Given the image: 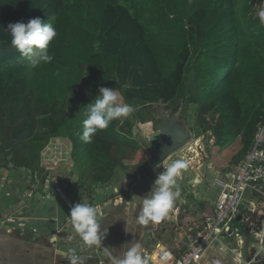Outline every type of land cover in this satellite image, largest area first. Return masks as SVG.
<instances>
[{
    "label": "trees",
    "instance_id": "1",
    "mask_svg": "<svg viewBox=\"0 0 264 264\" xmlns=\"http://www.w3.org/2000/svg\"><path fill=\"white\" fill-rule=\"evenodd\" d=\"M37 17L57 36L52 61L33 66L5 30ZM99 87L115 88L135 111L84 143L83 109ZM186 103L215 139L214 166L239 164L264 116V25L254 0H0V171L41 172L42 150L68 137L78 183L108 184L118 169L150 164L134 137L135 124L146 123L143 110L176 113ZM152 179L139 184L141 198ZM54 249L50 257L68 264Z\"/></svg>",
    "mask_w": 264,
    "mask_h": 264
},
{
    "label": "built area",
    "instance_id": "2",
    "mask_svg": "<svg viewBox=\"0 0 264 264\" xmlns=\"http://www.w3.org/2000/svg\"><path fill=\"white\" fill-rule=\"evenodd\" d=\"M55 139L59 141V145L52 146ZM205 140V135L195 136L191 143L165 163L175 159L189 161V168L196 171V176L189 179L188 175L186 180L194 188L204 184L206 177L201 172L203 164L197 162L193 157L195 155L191 154L201 157ZM209 140L213 145L215 139L211 133ZM69 142L71 146L64 147L59 138L50 140L41 152L42 171L37 172L45 179L43 184L39 182L40 186L50 189L49 185L53 183L55 192L62 195L55 183L60 171L72 160L73 144L71 140ZM214 171L217 175L212 179L211 187L218 193L214 207L215 218L195 233L193 228H189V238L179 252L162 244H157L152 250H144V258L148 264H202L210 258V253L217 252L216 256L234 254L236 264H258L264 260V116L256 128L252 147L245 158L229 169ZM34 191L28 189L23 198H32ZM69 207L71 209L72 204L69 203ZM246 250L249 251V262L244 260Z\"/></svg>",
    "mask_w": 264,
    "mask_h": 264
},
{
    "label": "rangeland",
    "instance_id": "3",
    "mask_svg": "<svg viewBox=\"0 0 264 264\" xmlns=\"http://www.w3.org/2000/svg\"><path fill=\"white\" fill-rule=\"evenodd\" d=\"M255 2V11L258 12L261 8V3H264V0H254ZM35 58V57H34ZM143 115L145 116L146 123L137 122L135 124L134 128V137L139 140L141 143L144 141V138H149L151 140V143L159 148L158 141L156 137L154 136V132L158 129L159 124L161 123V120L159 119V116L161 114H166L169 116L174 115V106L171 108H165L163 106L154 107L151 109H145L143 110ZM183 119L187 122L188 128L192 130L197 137L206 136L205 140V148L204 152L202 153L201 157H197L196 154L193 156L195 160L197 159V162L200 161V163L203 164V168L201 169V172L206 177V181L201 186H198L197 188L192 187L188 180H186V176L189 175V179H193L196 176V171L193 169L188 168L186 171L182 173L183 178L181 179V176L177 179V186L180 188L181 195L174 204L172 210L168 213L167 217L162 219L160 222L156 223L159 225V228H167L168 232L167 234H164L162 236L161 241L163 243H166L168 240H173V232H175L176 229L181 230L180 232H185V235L187 234L189 238V228L194 229V233L203 228L208 222L211 221V212L209 207L214 208L215 207V200H216V191L211 187V181L214 178V174L212 171L216 170L217 168L214 166V164L210 160V150L212 147V142L209 140L210 133H206L200 128L199 123V113H198V107L194 105H188L186 103V108L183 109ZM150 124V125H148ZM59 140L61 143H63L64 147L71 146L69 142L68 137H59ZM59 145V141L57 139L54 140V144L52 146ZM50 162V161H49ZM68 165L65 166L61 171L60 175L58 176V180L55 184L58 185V187L61 189L63 195L61 193L55 192V189L53 188L51 183L49 185L50 189H46L44 186H40V183H44L45 179L42 178V176L37 173H31L24 169H8V170H1L0 171V208L1 212H38L39 210L35 208L34 204L35 202L39 201L40 196L37 199V194L40 193L42 196H45L47 194L58 196L57 201L54 200L50 203H54L55 208L58 209V212H70L69 203H67L64 198L67 197L65 195V192L69 195L70 202L74 205L77 204L76 202V194L80 195V203L81 202H89L90 199L89 195H91L92 198L95 200H92L95 204L94 206H97V204H100L101 201L107 202L109 199V196L106 195L105 191H102L101 196L97 195V192L90 193L87 191L85 192L84 189L78 186L77 178H78V171L74 166V160H69L67 162ZM50 165V163H46ZM68 168H70L68 170ZM116 179L114 183V188H118V190L114 189L112 190L113 194H122L127 196L128 198L137 197L138 192V184L140 182H145L150 178L152 179L154 183V180L156 179L157 173L162 172L163 168L160 167L159 169H154L151 164H149L146 168L142 170L138 169H128L125 170H117ZM126 181V182H124ZM40 182V183H39ZM66 184L71 187L73 192H75L74 195H71L72 193L68 192V189L64 188ZM28 189L35 190L34 195L32 198H29L28 200H25L23 196L27 192ZM93 187L90 189L92 190ZM105 189V188H103ZM47 192V193H44ZM70 191V190H69ZM84 191V192H83ZM111 193V192H110ZM36 195V196H35ZM48 196V195H47ZM86 196V197H85ZM36 197L34 200L33 198ZM248 198V196H247ZM37 199V201H36ZM250 199V198H248ZM132 200V201H133ZM46 201V200H45ZM45 201H43L45 205ZM36 204V203H35ZM136 203H132V206H134ZM73 205V206H74ZM209 206V207H208ZM108 208V207H107ZM44 208L42 209V211ZM154 222H150L147 227L148 229L151 228V225ZM186 236V237H187ZM159 235L155 238L156 241H160ZM187 238V240H188ZM158 244V243H157ZM156 242L146 240L145 246L147 249H154L157 245ZM168 245H172L171 242L168 243ZM236 248V246H235ZM231 254V253H230ZM224 256L227 255V257L219 258L217 261V257L213 256L212 253H210V258L206 260L202 264H236L235 259L236 256L234 254H223ZM244 260L245 262L250 261L249 257V251L246 250L244 252ZM229 256V257H228ZM258 264H264V260H262Z\"/></svg>",
    "mask_w": 264,
    "mask_h": 264
},
{
    "label": "crops",
    "instance_id": "4",
    "mask_svg": "<svg viewBox=\"0 0 264 264\" xmlns=\"http://www.w3.org/2000/svg\"><path fill=\"white\" fill-rule=\"evenodd\" d=\"M118 170L120 171V169ZM117 172L110 183L94 185L92 190L80 185L78 183L79 176L77 178L78 186L84 189L86 193L87 191L90 193L95 191L98 196H101L102 191H105L106 195L109 196L107 202L101 201L100 204L95 206L98 209V220L101 223V230L107 231L100 245H93L91 247L84 245L71 225L68 217L70 212H58L54 203H50L53 200L56 202L58 196L47 194L48 196L46 195L45 197L38 193L37 199L39 196L40 199L39 201L36 199V204L33 203L35 208L39 210L38 212H1L0 208V264H60L55 258L50 257V244L55 248V254L62 258H65L61 255L62 252L72 247L77 248L82 257V264H99L100 262L108 264L109 259L116 264L117 257L120 256L121 246L132 241L134 238L136 240L141 239L143 252L147 249L145 246L146 240H154L156 244L174 248L177 252L182 250L188 236L187 234L185 235V232H180L181 230L179 229L173 232V240H167L166 243H163L161 239L164 234H167L168 230L166 227L159 228V225L156 223H152L151 228L148 229V224L141 225L138 221L135 222L137 229L135 236L125 231V221L122 219L124 218V211L127 209V219L132 221L136 215L141 197L138 192L136 193L137 197L136 195L134 197L135 200L122 194L116 195L112 193V190H118V188L113 187ZM212 173L214 176L217 175L216 171H212ZM142 183L143 181L140 182V184ZM64 188L68 189V192L72 193L71 195L75 194L67 184ZM44 193L47 192L44 191ZM65 195L67 197L64 200L73 206L74 204L69 200V195L66 192ZM76 196V202L80 203V195L76 194ZM217 196L218 193L216 200ZM87 198L90 199L88 203L94 206L95 204L92 200L95 199L91 195ZM43 201H45V205ZM132 203L136 204L132 206ZM43 208L44 210L42 211ZM157 235L160 237V241L158 242L155 239ZM169 242L172 243L171 246L168 245ZM39 243H41V246ZM212 254L217 257V261L219 258L227 257V255L216 256L218 252ZM225 254L231 255L230 253ZM219 264L221 263L219 262Z\"/></svg>",
    "mask_w": 264,
    "mask_h": 264
},
{
    "label": "clouds",
    "instance_id": "5",
    "mask_svg": "<svg viewBox=\"0 0 264 264\" xmlns=\"http://www.w3.org/2000/svg\"><path fill=\"white\" fill-rule=\"evenodd\" d=\"M258 17L261 25H264V3H261ZM5 31L11 37L12 46L21 56L29 59L33 66L52 61L53 56L49 54L48 47L57 36L56 28L52 23L43 22L37 17L27 23L23 21L9 23ZM98 92L95 99L83 109L82 133L78 135L84 143H90L93 136L98 131L107 129L111 122L120 120L122 123L135 111L131 104L120 102V94L115 88L99 87ZM157 167H162L163 171L157 173L150 192L140 199L132 221L127 219V209L124 211L122 219L125 221V231L134 236L137 233L135 222L147 225L150 222L158 223L167 217L181 195L177 179L189 168V161L175 159ZM68 217L84 245L91 247L101 244L107 231L101 230L98 209L95 206L87 202L77 203L71 208ZM61 255L68 264H82V257L75 247L67 249ZM116 264H148L144 258L140 238L139 240L134 238L121 246Z\"/></svg>",
    "mask_w": 264,
    "mask_h": 264
},
{
    "label": "water",
    "instance_id": "6",
    "mask_svg": "<svg viewBox=\"0 0 264 264\" xmlns=\"http://www.w3.org/2000/svg\"><path fill=\"white\" fill-rule=\"evenodd\" d=\"M182 114L183 106L172 116L166 114L159 116L161 123L154 132L159 148L154 146L147 137L142 141L143 147L150 153V164L154 169H159L158 165L165 164L172 155L180 152L195 139L194 132L188 128ZM200 128L203 129L202 126Z\"/></svg>",
    "mask_w": 264,
    "mask_h": 264
}]
</instances>
